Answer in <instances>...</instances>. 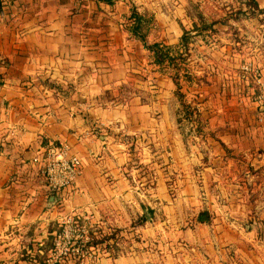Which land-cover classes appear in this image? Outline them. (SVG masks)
<instances>
[{
    "label": "rangeland",
    "instance_id": "374dc122",
    "mask_svg": "<svg viewBox=\"0 0 264 264\" xmlns=\"http://www.w3.org/2000/svg\"><path fill=\"white\" fill-rule=\"evenodd\" d=\"M122 1L127 76L98 102L148 105L164 124L151 135L116 132L132 158L128 177L142 212L122 233L87 214L61 216L48 225L52 231L42 245L21 249V262L42 264L47 254L66 250L58 264H89L109 248L137 250L134 264H264V0ZM133 9L151 18L147 42L172 45L179 73H192L190 80L180 78L188 116L175 93L173 66L161 68L132 34ZM142 150L153 152L151 160L139 159ZM152 166L177 200L169 211L151 196ZM144 210L148 216L140 220ZM200 210H207V220H197ZM168 217L178 227L173 236H144L143 227Z\"/></svg>",
    "mask_w": 264,
    "mask_h": 264
},
{
    "label": "crops",
    "instance_id": "0c3cea01",
    "mask_svg": "<svg viewBox=\"0 0 264 264\" xmlns=\"http://www.w3.org/2000/svg\"><path fill=\"white\" fill-rule=\"evenodd\" d=\"M122 2L0 0V264H25L21 249L42 245L52 231L48 225L65 214H87L122 233L142 212L128 177L132 158L116 132L151 135L164 124L148 105L98 102L127 76ZM60 140L80 156L81 171L49 203L45 178L31 156ZM151 155L142 150L138 157L145 163ZM152 167L151 196L169 211L177 200L161 169ZM153 222L142 228L145 237H160L161 231L173 236L178 229L171 217ZM108 249L89 264L138 260L137 250Z\"/></svg>",
    "mask_w": 264,
    "mask_h": 264
},
{
    "label": "built area",
    "instance_id": "2783aa9c",
    "mask_svg": "<svg viewBox=\"0 0 264 264\" xmlns=\"http://www.w3.org/2000/svg\"><path fill=\"white\" fill-rule=\"evenodd\" d=\"M31 161L39 165L48 186V192L55 196V201L65 188L74 184L80 174L82 163L80 156L71 150L70 145L61 140L50 141L36 148ZM62 217L66 220L73 218L72 214H65ZM55 244L57 246L58 241H55ZM66 252V250H60L57 253H49L41 263L58 264Z\"/></svg>",
    "mask_w": 264,
    "mask_h": 264
},
{
    "label": "trees",
    "instance_id": "16d2710c",
    "mask_svg": "<svg viewBox=\"0 0 264 264\" xmlns=\"http://www.w3.org/2000/svg\"><path fill=\"white\" fill-rule=\"evenodd\" d=\"M110 1V0H106ZM129 17L132 19L131 21V32L134 35L135 38H138L142 41L143 45L153 53L154 61L161 66V68H169L170 66H173L174 72L172 75H170L173 78V81L175 82V85L177 86L176 92L179 99L181 98V104L182 107L185 108L184 113L185 116H188L189 113H192V110L189 108V104L185 102V100L182 99L183 93L180 91V78L181 76H184L185 79L190 80L192 78V73L184 68L183 72L180 74L178 71V68L180 67V64L176 61V55L172 53L173 46L170 44L162 43L160 41H153V42H147V33L148 29L150 27L149 20L150 17L145 16L144 14L139 13L136 9H133ZM187 29H183L181 33V38L186 39L187 38ZM180 53H177L179 55ZM183 77V79H184ZM149 211H151L150 208H148ZM146 218L145 214L142 213L139 217L140 220H144ZM197 220L204 221L208 219V212L207 210H200L196 216Z\"/></svg>",
    "mask_w": 264,
    "mask_h": 264
},
{
    "label": "water",
    "instance_id": "95a60500",
    "mask_svg": "<svg viewBox=\"0 0 264 264\" xmlns=\"http://www.w3.org/2000/svg\"><path fill=\"white\" fill-rule=\"evenodd\" d=\"M54 198H55L54 195H50L49 198H48V202H49V203H52V202L54 201ZM144 213H145L146 216H148V213H147L146 210H144Z\"/></svg>",
    "mask_w": 264,
    "mask_h": 264
}]
</instances>
